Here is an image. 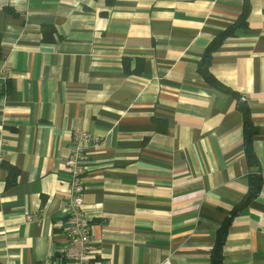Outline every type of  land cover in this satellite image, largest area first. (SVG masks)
Returning a JSON list of instances; mask_svg holds the SVG:
<instances>
[{"label":"crops","instance_id":"0c3cea01","mask_svg":"<svg viewBox=\"0 0 264 264\" xmlns=\"http://www.w3.org/2000/svg\"><path fill=\"white\" fill-rule=\"evenodd\" d=\"M242 4L0 0V69L10 71L0 91V264L63 255L76 128L98 139L87 145L83 204L94 261L211 264L249 169L237 97L207 84L198 64ZM251 6L249 27L213 54L211 71L246 98L264 179V0ZM50 25L55 40L45 42ZM125 58L131 68L142 58V73H127ZM3 163L18 170L16 185ZM224 254V264H264V185L233 221Z\"/></svg>","mask_w":264,"mask_h":264},{"label":"trees","instance_id":"16d2710c","mask_svg":"<svg viewBox=\"0 0 264 264\" xmlns=\"http://www.w3.org/2000/svg\"><path fill=\"white\" fill-rule=\"evenodd\" d=\"M113 0H107L111 3ZM252 6L251 0H243L242 12L239 18L221 33L216 35L206 47L204 54L198 64V71L207 84L213 86L214 88H220L228 91L237 97L239 102L238 111L241 113L243 120V145L245 152V159L247 167L249 169L248 173V190L244 195L241 202L233 207L229 215L226 217L225 221L217 230L215 243L211 255V264H224L225 254L224 246L229 233V229L235 220V218L254 200L256 199L264 185V179L260 167L259 158L254 149V139L259 133V127L253 122L252 114L249 106L245 102L240 101L239 95H237L232 90L226 88L213 74L211 71V64L213 59V54L229 39L237 38L240 29H247L249 27V15L251 13ZM107 11H104L103 14ZM43 40L45 42H54V36L57 33L55 26H47L42 28ZM62 38V37H61ZM124 69L129 74H140L143 71L144 61L142 58H137V63L134 68H131L130 60L125 58L123 61ZM7 91V90H6ZM5 91V92H6ZM2 92V91H1ZM157 122H159L157 120ZM160 123V122H159ZM165 132V129H163ZM9 171L10 178L8 186H14L17 183L18 170L7 163H3ZM59 256V255H57ZM60 257V256H59Z\"/></svg>","mask_w":264,"mask_h":264},{"label":"built area","instance_id":"2783aa9c","mask_svg":"<svg viewBox=\"0 0 264 264\" xmlns=\"http://www.w3.org/2000/svg\"><path fill=\"white\" fill-rule=\"evenodd\" d=\"M10 71L0 69V91L9 80ZM246 98L241 96L240 101ZM96 136L87 130L76 128L71 135L70 153L64 161L68 172L69 188L67 194V216L62 227L67 235V246L62 256L48 258L44 264H109L96 263L95 246L91 239L92 224L83 210L85 176L88 172L87 145L97 142ZM32 218V217H30ZM160 264H173L171 258H166Z\"/></svg>","mask_w":264,"mask_h":264}]
</instances>
